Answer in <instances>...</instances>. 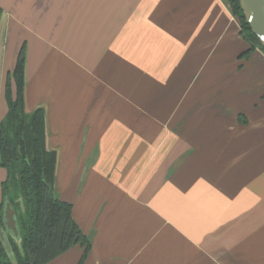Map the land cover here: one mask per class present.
Masks as SVG:
<instances>
[{
	"label": "crops",
	"instance_id": "0c3cea01",
	"mask_svg": "<svg viewBox=\"0 0 264 264\" xmlns=\"http://www.w3.org/2000/svg\"><path fill=\"white\" fill-rule=\"evenodd\" d=\"M23 45L90 243L48 264H264V50L226 0H0V121Z\"/></svg>",
	"mask_w": 264,
	"mask_h": 264
},
{
	"label": "trees",
	"instance_id": "16d2710c",
	"mask_svg": "<svg viewBox=\"0 0 264 264\" xmlns=\"http://www.w3.org/2000/svg\"><path fill=\"white\" fill-rule=\"evenodd\" d=\"M241 24V34L249 43L242 57L256 48L264 50L250 28L239 0H226ZM26 48L19 51L15 67L7 75L6 116L0 121V167L7 171L1 183L0 219L6 203L17 213L18 236L0 237V264H48L72 247L81 244L89 251L87 236L72 216V204L55 192L57 153L46 144L45 113L25 109ZM4 229L7 230L4 225ZM84 255V257H85Z\"/></svg>",
	"mask_w": 264,
	"mask_h": 264
},
{
	"label": "water",
	"instance_id": "95a60500",
	"mask_svg": "<svg viewBox=\"0 0 264 264\" xmlns=\"http://www.w3.org/2000/svg\"><path fill=\"white\" fill-rule=\"evenodd\" d=\"M243 14L247 19V22L259 38L261 44L264 47V0H239ZM7 231H12L14 235L18 236V222L16 217V211L12 207L10 202L6 203L4 211V221ZM3 223L0 219V237L6 239V231L4 230Z\"/></svg>",
	"mask_w": 264,
	"mask_h": 264
},
{
	"label": "rangeland",
	"instance_id": "374dc122",
	"mask_svg": "<svg viewBox=\"0 0 264 264\" xmlns=\"http://www.w3.org/2000/svg\"><path fill=\"white\" fill-rule=\"evenodd\" d=\"M129 134H130V133H126L127 137L129 136ZM130 136H131V135H130ZM9 233H10V232H9ZM9 233H6V235L9 234ZM5 241H6V240H5Z\"/></svg>",
	"mask_w": 264,
	"mask_h": 264
},
{
	"label": "flooded vegetation",
	"instance_id": "af4514ba",
	"mask_svg": "<svg viewBox=\"0 0 264 264\" xmlns=\"http://www.w3.org/2000/svg\"><path fill=\"white\" fill-rule=\"evenodd\" d=\"M16 211V210H15ZM16 216H17V213H16ZM5 225V224H4ZM4 227V226H3ZM5 230V229H4ZM7 233H9V231L5 230ZM11 233V232H10Z\"/></svg>",
	"mask_w": 264,
	"mask_h": 264
}]
</instances>
